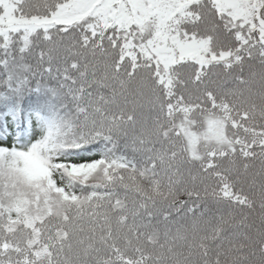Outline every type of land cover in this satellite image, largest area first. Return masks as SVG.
Masks as SVG:
<instances>
[{"label":"snow or ice","instance_id":"snow-or-ice-1","mask_svg":"<svg viewBox=\"0 0 264 264\" xmlns=\"http://www.w3.org/2000/svg\"><path fill=\"white\" fill-rule=\"evenodd\" d=\"M0 264H264V0H0Z\"/></svg>","mask_w":264,"mask_h":264}]
</instances>
